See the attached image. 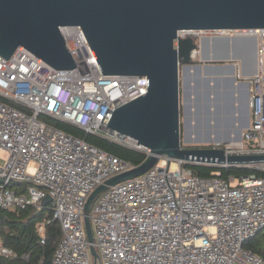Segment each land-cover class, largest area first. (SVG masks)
Listing matches in <instances>:
<instances>
[{"label":"built area","instance_id":"1","mask_svg":"<svg viewBox=\"0 0 264 264\" xmlns=\"http://www.w3.org/2000/svg\"><path fill=\"white\" fill-rule=\"evenodd\" d=\"M59 32L72 69H55L23 47L7 59L0 56V98L6 101H0V151L6 154L0 165V210L39 207L50 198L51 216L36 228L42 244L45 224L60 225L51 264H264L263 257L243 247L264 231V177H200L186 164H209L166 156L97 196L88 214V241L83 223L87 197L135 166L40 118L146 154L144 146L120 138L107 122L115 108L147 92V80L102 74L80 26L59 27ZM182 32L181 38L197 44L206 33L256 40V72L245 79L250 86L247 128L238 140L201 148L222 149L225 156L264 155V28ZM235 166L264 170V162ZM13 182L26 186L18 191L10 187ZM0 256L18 257L1 240Z\"/></svg>","mask_w":264,"mask_h":264},{"label":"water","instance_id":"2","mask_svg":"<svg viewBox=\"0 0 264 264\" xmlns=\"http://www.w3.org/2000/svg\"><path fill=\"white\" fill-rule=\"evenodd\" d=\"M71 25L81 27L102 74L147 80V92L115 108L107 122L120 138L144 146L146 157L87 197L83 223L89 242L88 214L97 196L145 173L160 156L215 166L264 162V155L225 156L222 149L181 144L180 67L192 60L190 52L197 50L202 60L243 62L237 51L251 46L249 57L256 58V40L207 36L198 48L191 37L179 36L181 31L262 29L264 0H0V56L7 59L23 47L55 69H72L73 59L59 32V27ZM49 202L46 196L40 204ZM91 255L97 257L93 249Z\"/></svg>","mask_w":264,"mask_h":264},{"label":"trees","instance_id":"3","mask_svg":"<svg viewBox=\"0 0 264 264\" xmlns=\"http://www.w3.org/2000/svg\"><path fill=\"white\" fill-rule=\"evenodd\" d=\"M194 40V39H193ZM195 44H197V41ZM0 101L6 102L2 98ZM16 108L21 107L14 105ZM41 120L47 124L64 131L74 137L84 139L90 145H93L107 153H110L122 160L131 163L134 166L139 165L146 157V154L137 150L129 149L119 144L104 140L92 134H86L78 127L71 124L52 119L50 117H41ZM195 175L200 177H219L227 179L229 176L240 178L243 176L254 175L257 178L264 177V170L246 166L221 167L205 164H186ZM18 182H13L10 187L21 191L23 187ZM50 211L46 206H27L24 209H2L0 210V240L2 244L15 253L17 258H4L0 256V264H51L54 249L61 237L60 225L58 222L51 221L44 226V243H40V236L37 232V225L50 218ZM244 248L260 255L264 258V231L259 232L255 237L246 241ZM26 254L27 259L20 256Z\"/></svg>","mask_w":264,"mask_h":264},{"label":"crops","instance_id":"4","mask_svg":"<svg viewBox=\"0 0 264 264\" xmlns=\"http://www.w3.org/2000/svg\"><path fill=\"white\" fill-rule=\"evenodd\" d=\"M252 41L250 39L251 43ZM247 49L250 50L251 46L242 48L243 51H248ZM245 60L242 62L240 59H235L228 63L207 65H202L200 62L193 64L190 60L186 64L185 69L190 74L193 69H200L203 66L206 67V72L210 69L212 72L206 75L199 74L193 96L186 99V105L190 106L193 103L195 107V118H191L190 113L185 136L192 140L197 135L201 136L199 140H193V144L235 141L247 128L250 121V86L245 79L256 72V58ZM190 85V88L193 87V84ZM183 143L188 144L190 141Z\"/></svg>","mask_w":264,"mask_h":264},{"label":"rangeland","instance_id":"5","mask_svg":"<svg viewBox=\"0 0 264 264\" xmlns=\"http://www.w3.org/2000/svg\"><path fill=\"white\" fill-rule=\"evenodd\" d=\"M212 37L210 35L212 34H209V33H206L205 35H203L202 37ZM200 39L201 38H198V48H199V42H200ZM243 51V50H242ZM194 57V56H192ZM234 60H231V59H221V60H211V58H209L208 60H202L200 59V53L197 51L196 53V56L194 58H192V63L193 64H198L199 62L202 64V65H207V64H214V63H228V62H232ZM185 66L186 65H181L180 67V78H181V85H180V103H181V126H182V136H181V144L183 147H193V148H201V147H204V146H207L209 144H193L192 141H197L199 140V138L201 136H196L195 139H187V137L185 136V132H186V129H187V124H188V121L187 119L190 117V113H191V118H195V115H194V110H195V107L193 105V103L189 106V105H186V99L189 97V96H193V93H194V86L197 84V77L199 76L200 73L206 75L207 73H212L210 71L206 72V67H200V69H193L191 71V74L190 73H187L186 69H185ZM195 68V67H194ZM208 69V68H207ZM190 84H193V87L190 88ZM210 88V87H209ZM209 88H207V91H209ZM189 106V108H187ZM190 141V143L186 144V143H183L185 141ZM6 158V154L2 151H0V165L3 164L4 160Z\"/></svg>","mask_w":264,"mask_h":264},{"label":"bare ground","instance_id":"6","mask_svg":"<svg viewBox=\"0 0 264 264\" xmlns=\"http://www.w3.org/2000/svg\"><path fill=\"white\" fill-rule=\"evenodd\" d=\"M193 31H196V30H193ZM193 31H191V32H193ZM186 32H188V31H185V32H182L181 34H185ZM196 32H199V31H196ZM194 33V32H193ZM248 48V47H247ZM248 50V49H247ZM238 53H240V54H242L243 56H244V59H246V58H248V59H250V57H249V52H250V50L249 51H245V52H243L242 50H239V51H237ZM190 55H191V57L192 56H195V52H194V50H192L191 52H190ZM246 61V60H245Z\"/></svg>","mask_w":264,"mask_h":264}]
</instances>
